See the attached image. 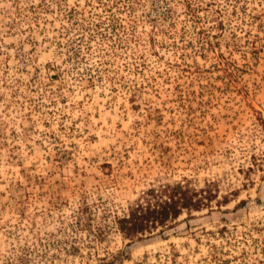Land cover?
Returning a JSON list of instances; mask_svg holds the SVG:
<instances>
[{
  "label": "rangeland",
  "instance_id": "374dc122",
  "mask_svg": "<svg viewBox=\"0 0 264 264\" xmlns=\"http://www.w3.org/2000/svg\"><path fill=\"white\" fill-rule=\"evenodd\" d=\"M105 262L264 264V0H0V264Z\"/></svg>",
  "mask_w": 264,
  "mask_h": 264
},
{
  "label": "trees",
  "instance_id": "16d2710c",
  "mask_svg": "<svg viewBox=\"0 0 264 264\" xmlns=\"http://www.w3.org/2000/svg\"><path fill=\"white\" fill-rule=\"evenodd\" d=\"M193 196L194 194L187 187L177 184L173 186L172 191L167 194L165 199L144 206L136 204L135 207L130 208L125 215L117 218V228L130 238L136 233L155 227V225H165L169 218L175 219L182 208L196 210L203 204L201 199L193 198Z\"/></svg>",
  "mask_w": 264,
  "mask_h": 264
}]
</instances>
